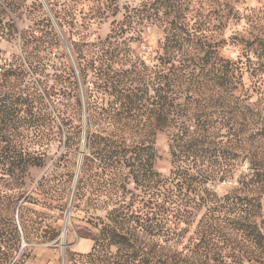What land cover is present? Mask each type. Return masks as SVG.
<instances>
[{"label":"trees","instance_id":"trees-1","mask_svg":"<svg viewBox=\"0 0 264 264\" xmlns=\"http://www.w3.org/2000/svg\"><path fill=\"white\" fill-rule=\"evenodd\" d=\"M166 1L126 10L96 43L76 42L75 69L66 10L55 16L64 43L45 13L26 30L4 21L0 0V41L20 47L7 58L0 50V264L14 257L25 177L45 158L32 146L57 139L83 144L72 203L86 198L96 231L67 264H264V97L250 100L243 84L264 72L261 54L242 45L225 58L205 21ZM144 26L162 34L149 62L132 48ZM163 130L167 176L155 169Z\"/></svg>","mask_w":264,"mask_h":264},{"label":"rangeland","instance_id":"rangeland-1","mask_svg":"<svg viewBox=\"0 0 264 264\" xmlns=\"http://www.w3.org/2000/svg\"><path fill=\"white\" fill-rule=\"evenodd\" d=\"M111 1L114 2L110 9L105 10ZM152 1L5 0L3 17L6 22L14 21L17 29L26 30L35 22L41 21L45 13L65 43L64 32L62 33L57 26L56 18H61L57 14L66 10L71 22L70 30L73 34L76 33L71 38L70 48L67 47L66 53L70 55L71 64L72 66L75 64L73 67L76 69L79 63L74 53L77 52L76 42L83 39L86 43H96L98 39H103L110 33L113 20L116 22L123 20L126 10L137 9L143 3ZM169 1L171 3L174 1L172 8L179 7L185 11V16L192 22L195 20L200 23L206 22V27L202 29L205 39L217 43L223 41L224 46L220 54L225 58L236 60L240 56V48L243 45L250 50L253 59L261 54L259 59L264 64V0ZM39 4L42 5V9L37 8ZM99 12L105 13L103 18L99 16ZM142 30L141 40L134 42L132 48L138 57L149 62L153 52L158 48V40L162 34L160 29L155 27L144 26ZM235 42L240 45H235ZM0 50L7 58L13 54H19L20 47L17 41L1 40ZM56 51L57 48L54 47L50 54V65L59 63ZM243 84L245 85L244 91H247L251 97L250 100L257 102V98L264 97V72L260 77L252 79L248 74H244ZM73 106L70 103L69 109ZM260 109L264 116V100L260 104ZM79 123L81 124V121ZM170 135L168 130H163L155 137V149H157L158 156L155 169L164 176L169 174L171 168L168 149ZM31 150L43 152L45 158L42 166L31 168L25 177V196L28 195V197L22 204L23 211L18 212L17 208L13 211L17 242L11 264H67L71 255H84L91 250L92 239L96 232L86 222L83 204L86 198L79 203L80 207L77 209L73 207L75 203L70 204V216L65 222V212L69 206V196L74 185L77 165L85 153L83 144L77 147H67L64 145V140L57 139L34 145ZM217 190L219 191L220 188L218 187Z\"/></svg>","mask_w":264,"mask_h":264},{"label":"water","instance_id":"water-1","mask_svg":"<svg viewBox=\"0 0 264 264\" xmlns=\"http://www.w3.org/2000/svg\"><path fill=\"white\" fill-rule=\"evenodd\" d=\"M82 158L83 157H81L80 159H79V162H78V165H77V167H78V169H77V172H76V175H75V179H74V185H73V189H72V192H71V194H70V202H69V206H68V208H67V210H66V215H65V222H66V220H67V218L70 216V213H69V210H70V204L72 203V200H73V192H74V189H75V186H76V180H77V177H78V174H79V172H80V168H81V162H82ZM64 229V228H63Z\"/></svg>","mask_w":264,"mask_h":264}]
</instances>
